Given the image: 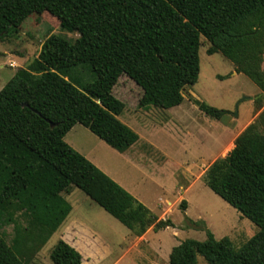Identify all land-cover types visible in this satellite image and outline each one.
Returning a JSON list of instances; mask_svg holds the SVG:
<instances>
[{
  "label": "trees",
  "instance_id": "obj_1",
  "mask_svg": "<svg viewBox=\"0 0 264 264\" xmlns=\"http://www.w3.org/2000/svg\"><path fill=\"white\" fill-rule=\"evenodd\" d=\"M43 12L78 36L50 34L0 88V224L13 223L10 243L0 232V264H27L70 213L63 193L72 187L137 236L172 225L64 141L75 123L120 152L138 140L117 118L125 106L112 94L120 75L140 87V107L176 106L198 79L203 37L207 54L221 53L264 96V0H0V37ZM193 102L216 120L227 113ZM233 143L208 165L204 182L257 231L237 248L209 230L203 240L185 238L171 247L168 264H198V256L209 264H264V109ZM49 257L82 262L63 239Z\"/></svg>",
  "mask_w": 264,
  "mask_h": 264
},
{
  "label": "rangeland",
  "instance_id": "obj_2",
  "mask_svg": "<svg viewBox=\"0 0 264 264\" xmlns=\"http://www.w3.org/2000/svg\"><path fill=\"white\" fill-rule=\"evenodd\" d=\"M50 34L71 42L78 36L60 30L58 19L43 12L30 14L16 35L0 37V88L17 68L36 58ZM207 47L202 37L198 79L186 87L183 101L176 106L142 108L138 105L140 87L124 74L118 77L112 94L125 106L117 118L139 136L126 151L112 148L79 123L64 135L67 144L158 219H169L172 225L161 229L150 226L137 236L72 187L68 194L63 193L72 206L70 213L27 264H54L49 256L59 239L81 254V264H168L171 247L185 238L203 240L209 230L215 238L227 236L237 248L257 231L255 224L208 188L204 173L211 162L231 150L235 137L257 120L264 109V96L221 53L207 54ZM261 59L264 71V54ZM194 100L227 113L220 120L213 119ZM70 220L74 227L67 225ZM0 232L10 243L13 223L0 224ZM197 261L209 264L201 256Z\"/></svg>",
  "mask_w": 264,
  "mask_h": 264
},
{
  "label": "crops",
  "instance_id": "obj_3",
  "mask_svg": "<svg viewBox=\"0 0 264 264\" xmlns=\"http://www.w3.org/2000/svg\"><path fill=\"white\" fill-rule=\"evenodd\" d=\"M67 225H70L71 227H74V226H75V222L70 220V221L68 222ZM67 225H66V226H67ZM81 261H82V260H81Z\"/></svg>",
  "mask_w": 264,
  "mask_h": 264
}]
</instances>
